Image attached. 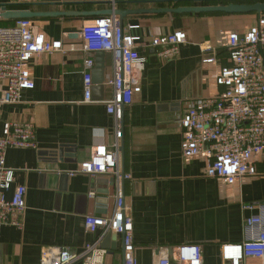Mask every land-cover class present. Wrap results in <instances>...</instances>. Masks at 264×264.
Returning <instances> with one entry per match:
<instances>
[{"label":"crops","instance_id":"crops-1","mask_svg":"<svg viewBox=\"0 0 264 264\" xmlns=\"http://www.w3.org/2000/svg\"><path fill=\"white\" fill-rule=\"evenodd\" d=\"M204 4L222 3L125 0L116 7ZM110 6L82 4L71 9ZM258 16L223 12L128 14L124 29L141 36L139 51L147 60L135 72L142 90L125 107L118 124L105 103L113 96L112 87L106 84L114 74L111 53L103 55V88L97 90L94 86L92 100L85 99L88 55L82 50L81 40L72 34L93 17L37 18L38 28L49 38L61 39L64 49L43 54L32 62L35 87L25 90L19 102H0V135L7 121H30L36 126L37 140L35 148L7 151V165L16 170V182L7 191V198L13 196L17 184H24L27 209L21 228L11 224L1 227L0 264H40L42 251L54 247H69L81 253L103 234L102 229L95 233L86 229V215H111L119 187L133 217L140 264L152 263L165 253L175 254L186 243L202 246L203 264H221L222 244L243 241L245 219L259 213L258 207L244 210L242 205L264 200V174L246 177L233 185L205 176L203 159H186L182 154L179 119L187 102L219 92L216 74L221 65L229 63L224 33L244 32ZM177 29L186 31L188 41L176 58L162 61L156 48L147 44L153 36ZM208 56H214L216 61L204 63ZM3 89L1 84L0 98ZM116 129L123 131L119 147L124 142V181L120 148V176L72 175L70 172L79 163L91 157L96 144H109L115 139ZM258 168L264 173V164ZM114 241L113 237L107 241L103 237L100 242V247L107 250L104 264L124 263L121 234L117 248L112 250L108 247Z\"/></svg>","mask_w":264,"mask_h":264},{"label":"built area","instance_id":"built-area-1","mask_svg":"<svg viewBox=\"0 0 264 264\" xmlns=\"http://www.w3.org/2000/svg\"><path fill=\"white\" fill-rule=\"evenodd\" d=\"M123 1L0 0V13L4 8L32 3H107L114 8ZM224 34L229 63L221 65L216 74L219 92L187 102L179 123L183 156L203 159L205 176L233 185L246 177L264 174L258 168L260 163L264 164V14L244 32L232 30ZM73 36L81 40L82 50L88 55L84 73L86 101L92 100L95 55L100 51L112 54L114 74L106 84L112 87L113 96L105 103L108 113L118 124L125 107L131 105L142 90L135 76L136 69L147 60L139 51L141 36L126 31L115 14L91 18L79 31L73 32ZM187 41L186 31L177 29L166 35L153 36L147 45L156 48L159 59L167 61L176 58ZM63 49V41L49 38L38 28L36 19L22 18L11 25L0 24V85L4 86L0 102H19L25 90L35 87L32 62L43 54ZM210 49L212 47L206 48ZM203 61L214 63L216 58L208 56ZM122 135V129H116L111 143L96 144L91 157L70 173L120 176ZM25 147H37L35 124L30 121L5 122L0 135V230L4 224L23 226L27 189L24 184H17L13 196L7 198V191L16 182V170L7 165L6 156L9 148ZM114 196L115 209L111 215L88 214L85 217L89 232L102 229L103 234L87 244L81 253L69 247L44 249L40 264H72L79 260L83 264H104L107 250L100 247V242L108 231L123 234V264H140L133 236V217L121 187ZM242 207L244 210L258 207L259 213L245 219L243 241L222 244L221 264H264V200L243 203ZM149 264H203V249L200 244L186 243L180 245L175 254L165 253Z\"/></svg>","mask_w":264,"mask_h":264},{"label":"water","instance_id":"water-1","mask_svg":"<svg viewBox=\"0 0 264 264\" xmlns=\"http://www.w3.org/2000/svg\"><path fill=\"white\" fill-rule=\"evenodd\" d=\"M177 3L187 2V0H175ZM205 2L207 0H197ZM213 2H219L222 4H210V5H180L174 7H160V8H138V9H122L119 7H108L102 9H92V10H79V9H45V10H36L31 8H12L6 9L0 13L1 19L5 20H17L22 18H60V17H97V16H107L115 14L120 17L121 25L124 27V19L128 14H141V13H216L223 12L228 14H247V13H256L258 15L264 14V0H211ZM73 4H95L90 2H67L60 4L58 2L50 3H32L26 4L30 6H48V5H73ZM106 4L107 3H98ZM21 6V5H20ZM103 51L97 53L96 67L93 70V83L96 87L95 89L101 90L104 83V69H105V59ZM122 151V180L125 179V147L124 142L121 146ZM116 181V177L113 178V182ZM123 237V234H121ZM110 237L114 238V243L111 248L112 250L116 249V241L118 234H113L112 231H108L104 235V239L109 240ZM123 255H124V244H123Z\"/></svg>","mask_w":264,"mask_h":264},{"label":"trees","instance_id":"trees-1","mask_svg":"<svg viewBox=\"0 0 264 264\" xmlns=\"http://www.w3.org/2000/svg\"><path fill=\"white\" fill-rule=\"evenodd\" d=\"M76 5H82V4H73V5H63V6H59V5H55V7H59L62 9H71L73 8V6L75 7ZM11 8H31V9H36L39 10L40 9H51L52 5H48V6H30V5H19V6H11ZM15 22V20H5V19H0V24H5V25H11Z\"/></svg>","mask_w":264,"mask_h":264},{"label":"rangeland","instance_id":"rangeland-1","mask_svg":"<svg viewBox=\"0 0 264 264\" xmlns=\"http://www.w3.org/2000/svg\"><path fill=\"white\" fill-rule=\"evenodd\" d=\"M1 25H5V24H1Z\"/></svg>","mask_w":264,"mask_h":264}]
</instances>
